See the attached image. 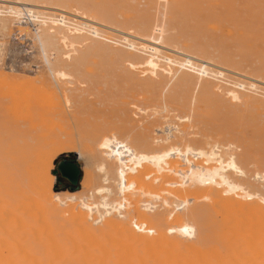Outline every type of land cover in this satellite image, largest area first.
Returning a JSON list of instances; mask_svg holds the SVG:
<instances>
[{"label": "rangeland", "instance_id": "374dc122", "mask_svg": "<svg viewBox=\"0 0 264 264\" xmlns=\"http://www.w3.org/2000/svg\"><path fill=\"white\" fill-rule=\"evenodd\" d=\"M13 2L45 7L38 12L41 14L39 20L48 18L47 26L52 25L48 20L63 15L70 31L75 25L87 23L86 29L93 27L98 37L87 34L85 29L82 34H71L73 38L69 41L55 43V57L48 60L53 65L60 60L55 69L66 76L58 78L48 72L33 39L35 30L42 28L37 21H27L24 16L20 23L11 24L12 31H0L1 140L12 121L24 115L22 107L27 102L36 108L38 130L49 136L48 144L51 141L71 142L86 157L97 153L101 141L111 138L110 135L131 142L164 140L167 135L176 147L182 149L188 144L195 150H208L209 144L213 146L216 142L223 160H228L231 154L244 172V175L230 172L229 175L246 192L256 196L246 201L257 200L259 196L264 198V180L255 177L256 173L264 175V0H0V19L15 20L6 13L15 5ZM20 7L22 5L14 6L22 10ZM82 16L87 19H81ZM156 27L161 29V35L153 32ZM130 44L135 48L130 49ZM145 45L161 48L163 57H170L176 63L190 61L194 69L186 66L173 76L162 72L151 75L142 65L148 52L137 51ZM204 65L209 73L207 77L198 73ZM229 91H235L236 101L231 100ZM57 100L67 101L70 117L57 120L50 115ZM45 151L50 152L49 146ZM68 158L74 160L81 171L79 190L76 191L79 192L84 163L76 152L67 149L58 154L53 163ZM189 159L193 164L205 161V158L193 159L192 156ZM174 161L185 166L180 158L176 157ZM49 163L48 158L37 164L42 182L46 181L44 173ZM100 173L92 169L88 210L84 211L90 210L88 223L94 229H103L104 219H108L103 217L97 224L91 220L93 215L99 217L104 211L103 205L99 204L106 201L110 191L108 183L101 182ZM179 179L175 177L174 181L181 183ZM142 184L128 186L127 193L109 198V203L119 205L122 201L123 205L119 211L122 216L113 210L110 218L123 223L134 219L132 208L136 204L142 213L154 220L152 226L140 228L131 222L130 228L138 233L141 231L140 234L155 230L165 233L171 227L177 232L167 234L169 237L203 250L222 245L228 211L214 201V194L220 191L218 187L212 186V196L186 192L176 199L166 190L191 189L188 183L176 188L167 187L165 183L162 189L158 182H153L151 189ZM52 191L55 192L53 186ZM232 195L222 194L223 197ZM31 199L37 223L43 226L48 223L55 239L79 237L76 226L79 221L75 219L78 210L61 214L60 221L51 220L47 217L44 198L32 194ZM181 201L185 208L177 211L175 206ZM144 203L152 210L144 209ZM170 212L173 215L169 217ZM180 225L193 226L195 237L181 236L178 233ZM96 235L99 236V232ZM27 238L34 247H43L46 241L39 232ZM90 264H96V261Z\"/></svg>", "mask_w": 264, "mask_h": 264}, {"label": "bare ground", "instance_id": "6f19581e", "mask_svg": "<svg viewBox=\"0 0 264 264\" xmlns=\"http://www.w3.org/2000/svg\"><path fill=\"white\" fill-rule=\"evenodd\" d=\"M14 4L22 5V8L20 7L22 10L14 8ZM14 4L13 7L10 6L6 10V13L15 18V20L0 19V31H12L11 24L20 23L21 17L24 16H26L27 21H37L42 28L35 30L33 39L36 41L46 62L47 70L50 75L58 78L65 77L66 74L63 71L55 69L57 67L56 64H59L60 60L56 61L54 65L48 60L49 58L53 60L55 57V43L59 40L60 42L69 41L73 38L72 35L74 33L82 34L89 25L87 23L79 26L75 25L72 28L73 31H70L65 17L60 15L54 20H48L52 25L47 26L46 21L48 18L46 21L39 20L41 14L38 12L39 9L45 7L35 6L26 2ZM23 6L26 8H23ZM31 8H34V10ZM61 12L64 13L63 10ZM1 14L2 12L0 11V17ZM83 16L81 19H87V17ZM93 24L95 25V23ZM153 30V32L161 35L162 31L160 28L156 27ZM86 31L87 34L98 37V32L93 27H89V30L86 29ZM125 38L127 39V37ZM128 46L130 49L135 48L133 44ZM160 49L157 46L146 47L145 45L137 50L148 52L147 56L142 59V65L145 67V71L151 73V75H157L162 72L173 76L177 71L186 69V66L194 69L190 61L176 63L170 57H163ZM190 60L192 59L190 58ZM132 66H130V69ZM174 66L178 68L175 69ZM205 69V65L200 67L198 72L200 76H208L209 73ZM240 86L238 87L241 88ZM228 93L231 94V100L236 101L235 91H229ZM66 103L67 101L57 100L52 106L50 115L57 120L70 117L71 111L66 107ZM22 110L25 112L24 115L20 119L13 120L11 126L6 129L5 138L0 139V264H90L91 261H96V264H264V198L257 196V200L246 201L252 200L256 196L246 192L229 175V172L237 175H244V172L239 168L231 154L228 160H223L221 157L223 154L220 155L215 146L216 142L213 146L209 144L208 150H195L188 144L182 149L176 147L169 141L170 138L167 135L164 140L153 139L151 142L146 140L131 142L127 139L120 140L110 135L111 138L101 141L97 148V153L95 152L91 156L86 157L71 142L66 144L62 141L58 143L51 141L48 144L46 139L49 136H44L38 130L36 108L25 102ZM169 132L171 134V131ZM48 146L50 152L46 153L45 148ZM67 149L76 152L77 157L84 163L83 178L80 183L82 189L76 193L58 194L52 191L53 178L50 175V169L54 158ZM189 156H192L193 159L195 157L205 158V161L193 164ZM176 157L180 158L185 166L174 161ZM48 158L49 167L44 173L46 181L42 182L40 173L37 170V164L41 161L44 163ZM210 162H214L215 165H209ZM92 169H97L98 172H101V182L103 180L106 184L108 183L107 187L110 186L108 189L110 190L109 194L105 189L106 187L104 188L108 194L106 201L104 200L99 204L100 206L101 204L103 205L101 207L104 211L99 213V217L96 218L93 217L96 215L91 212V216L93 215L91 220L94 224L99 223L103 217H108V219H104L103 229H94L88 223L90 210L87 211L88 215L84 212L88 210L87 201L90 199ZM158 173L159 175H157ZM152 174L154 178L151 181ZM175 177L180 178L179 180L182 182H175ZM255 177H260L261 180H264V175L259 173H256ZM145 180L149 183H146ZM153 182H158L161 189L165 183V186L174 188L188 183L191 189L166 190L168 194L174 198L176 197V199L177 197H183L186 192L195 196H212L214 194L212 186L218 187L220 191L214 194V201L222 204L228 211V223L222 236V245L203 250L188 242L179 241L176 237H169L167 234H176L177 232L171 227L165 233L155 230L149 234H140L141 231L138 233V230L130 228L131 222L136 223L134 225L140 228L152 226L154 220L152 217L142 213L136 204L132 208V213L135 215L134 219L123 223L110 218L113 210L119 213L118 216H122L119 211L123 208L122 201L119 205H114L115 203L113 202L109 203L110 197L127 193L129 191L128 186H133L134 184L138 187L137 184L140 183L141 186V183H143V186L146 184L145 187L150 188V186H153ZM101 192L100 194H102ZM239 192L242 194H239ZM32 194H37L39 197L44 198V203L48 207L47 217L51 218V220L60 221L59 216L61 214L69 213V211L73 213V209L78 210V213L75 210L78 215L75 219L79 221L76 225L79 237H68L63 240L55 239L52 236V227L48 223L44 224V226L37 223L32 206ZM222 194L233 195L223 197ZM146 203L144 204L146 205ZM149 206L146 205L143 208L151 211L152 208H149ZM167 206L165 207L167 208ZM180 207L181 209H179ZM183 208L185 207L182 205V201L181 204L178 203L175 206L177 211H181ZM172 215L173 213L170 212L168 216ZM36 223L41 225V227H37ZM35 232L45 236L46 241L43 243V247H37L36 245L34 247L29 243L27 236L33 235ZM96 232H99V236L96 235ZM178 233L184 238H193L196 235V230L191 225H180Z\"/></svg>", "mask_w": 264, "mask_h": 264}, {"label": "crops", "instance_id": "0c3cea01", "mask_svg": "<svg viewBox=\"0 0 264 264\" xmlns=\"http://www.w3.org/2000/svg\"><path fill=\"white\" fill-rule=\"evenodd\" d=\"M65 160L66 159H62L60 162L56 161L55 163L52 164L53 168H52V172L50 173V175L53 178L52 186H53L54 190L55 189L58 190V192H55V193H60V194L70 193V191H72L74 189V187L76 186V185H73V183H72V181L70 179L73 176V174L71 172V169L70 168L69 169H66V168L64 169V174L67 175V176H65V175L62 174V171L59 168L60 165L63 162H65ZM79 171H80V168H79ZM78 182H79V178H78ZM78 182H77V184H78Z\"/></svg>", "mask_w": 264, "mask_h": 264}, {"label": "water", "instance_id": "95a60500", "mask_svg": "<svg viewBox=\"0 0 264 264\" xmlns=\"http://www.w3.org/2000/svg\"><path fill=\"white\" fill-rule=\"evenodd\" d=\"M60 170L62 171V174L67 176L66 174H64V169H71V172L73 174L71 181L73 183V185H77V182H78V178H79V174H80V171H79V168L78 166L74 163V162H63L61 165H60Z\"/></svg>", "mask_w": 264, "mask_h": 264}, {"label": "trees", "instance_id": "16d2710c", "mask_svg": "<svg viewBox=\"0 0 264 264\" xmlns=\"http://www.w3.org/2000/svg\"><path fill=\"white\" fill-rule=\"evenodd\" d=\"M80 177H81V171H80V175H79V182H80ZM79 182H78V184H79ZM79 190V187H78V185L72 190V191H70L71 193H74V192H76V191H78ZM55 192H58V190L57 189H55L54 190Z\"/></svg>", "mask_w": 264, "mask_h": 264}, {"label": "flooded vegetation", "instance_id": "af4514ba", "mask_svg": "<svg viewBox=\"0 0 264 264\" xmlns=\"http://www.w3.org/2000/svg\"><path fill=\"white\" fill-rule=\"evenodd\" d=\"M65 161H67V162H74V160H72L70 158L66 159Z\"/></svg>", "mask_w": 264, "mask_h": 264}]
</instances>
